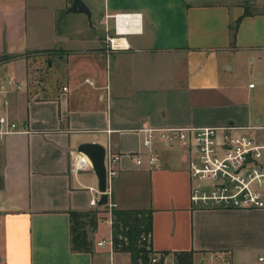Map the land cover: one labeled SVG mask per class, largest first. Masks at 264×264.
<instances>
[{
    "label": "crops",
    "instance_id": "1",
    "mask_svg": "<svg viewBox=\"0 0 264 264\" xmlns=\"http://www.w3.org/2000/svg\"><path fill=\"white\" fill-rule=\"evenodd\" d=\"M33 1L0 0V84L22 82L0 91L20 128L0 140V264H131L96 244L109 232L100 205L92 250L71 249L69 211L93 209L98 193L92 167L74 168L82 141L119 155L108 198L150 212L169 264H264V207L192 205L188 148L157 142L150 165L140 132L235 124L264 145V0H83L90 17L60 0L45 45ZM62 9L78 14L70 27ZM116 12H139L140 27L110 49Z\"/></svg>",
    "mask_w": 264,
    "mask_h": 264
},
{
    "label": "built area",
    "instance_id": "2",
    "mask_svg": "<svg viewBox=\"0 0 264 264\" xmlns=\"http://www.w3.org/2000/svg\"><path fill=\"white\" fill-rule=\"evenodd\" d=\"M264 13V9H263ZM113 18L114 33L108 34L105 42L108 48L116 49L126 46L118 44L114 39L124 38L127 31L138 30L140 27L139 12H116ZM124 19L126 29L119 30L118 21ZM22 82L7 79L0 84V91H7L8 86L21 88ZM253 83H249L252 86ZM65 89L66 86H63ZM6 102V101H5ZM19 126L7 113L0 114V140L6 133L19 130ZM141 144L147 148V161L156 165L159 158L155 152L157 142L165 145H182L188 148L191 155L188 160V172L192 181L190 200L194 206H222L235 208L264 207V145L247 133L243 127L235 124L201 125V126H168L140 129ZM131 158L138 164L142 162L141 152L131 153ZM119 155L106 150L105 168L108 186L116 174ZM92 167L87 155L79 152L74 159L76 170ZM99 191L89 199L90 206H99L97 200ZM107 212L105 221L109 225L106 237L96 241L98 246H108L112 253L115 247H121L127 242L126 236L119 232L115 240L113 231L114 202L109 198L102 204ZM122 229V226L119 227ZM142 246L141 264H169L165 254L154 250L151 243V231H142L139 235ZM116 242V243H115ZM259 256L258 259H262Z\"/></svg>",
    "mask_w": 264,
    "mask_h": 264
},
{
    "label": "trees",
    "instance_id": "3",
    "mask_svg": "<svg viewBox=\"0 0 264 264\" xmlns=\"http://www.w3.org/2000/svg\"><path fill=\"white\" fill-rule=\"evenodd\" d=\"M5 58L4 54L0 59ZM1 184V180H0ZM114 215V238L119 232L123 233L127 242L121 247H115L116 250H126L130 253L131 264H141L142 246L139 243V235L142 231L150 230V212L142 208L118 209L113 207ZM70 245L75 251H91L93 241L89 238V232L94 230L99 219L103 215L99 214L97 208L89 210H70ZM120 225L122 229H120ZM116 243V242H115ZM177 254H186V252H176Z\"/></svg>",
    "mask_w": 264,
    "mask_h": 264
},
{
    "label": "water",
    "instance_id": "4",
    "mask_svg": "<svg viewBox=\"0 0 264 264\" xmlns=\"http://www.w3.org/2000/svg\"><path fill=\"white\" fill-rule=\"evenodd\" d=\"M67 11L84 12L88 17L91 15L90 9L83 0H73L68 6ZM76 150L78 152L84 153L90 159L92 169L97 177V190L99 191L97 204H105L108 201L105 168V146L96 141H82L76 145Z\"/></svg>",
    "mask_w": 264,
    "mask_h": 264
},
{
    "label": "rangeland",
    "instance_id": "5",
    "mask_svg": "<svg viewBox=\"0 0 264 264\" xmlns=\"http://www.w3.org/2000/svg\"><path fill=\"white\" fill-rule=\"evenodd\" d=\"M59 1L60 0H34L33 3L28 5V14H29L28 21H29V24H32L34 26H41L44 28V29H42V32H45L44 34L38 35V32L35 33L36 37L44 39V40L42 39L43 45H45V42L48 40V38H50V35H48V36H46V35H47V32L50 31L51 24L54 23V19L56 16L55 7ZM54 12H55V14H54ZM58 13H59V16L61 15V18H64V19L68 18V20H67L68 27L71 26L73 20L78 19V14L69 12L68 15H66V13L63 9L59 10ZM79 15H81V17L83 16L82 13ZM87 20H88V18H87ZM63 22L64 21L60 19L59 28L64 27L65 23H63ZM113 33L114 32L112 31L111 34H113ZM49 43H50V41H49ZM99 214H101V212H99ZM96 227H97V225H96ZM106 229H107V226L105 227V230ZM106 234L108 235L107 230H106Z\"/></svg>",
    "mask_w": 264,
    "mask_h": 264
},
{
    "label": "bare ground",
    "instance_id": "6",
    "mask_svg": "<svg viewBox=\"0 0 264 264\" xmlns=\"http://www.w3.org/2000/svg\"><path fill=\"white\" fill-rule=\"evenodd\" d=\"M125 20L124 19H120V21H118V27H119V30H123L125 31L126 29V26L124 24ZM115 41H119L118 44H125V39L122 37L120 39H114Z\"/></svg>",
    "mask_w": 264,
    "mask_h": 264
}]
</instances>
